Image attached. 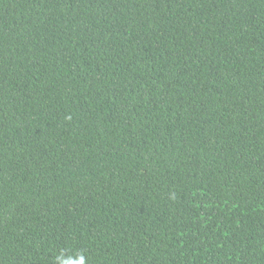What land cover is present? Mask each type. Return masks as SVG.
I'll list each match as a JSON object with an SVG mask.
<instances>
[{
    "label": "trees",
    "instance_id": "16d2710c",
    "mask_svg": "<svg viewBox=\"0 0 264 264\" xmlns=\"http://www.w3.org/2000/svg\"><path fill=\"white\" fill-rule=\"evenodd\" d=\"M0 264H264V0H0Z\"/></svg>",
    "mask_w": 264,
    "mask_h": 264
}]
</instances>
